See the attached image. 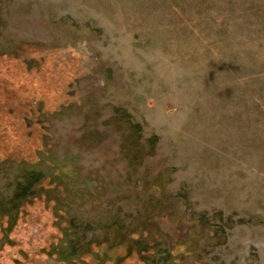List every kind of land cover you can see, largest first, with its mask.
Listing matches in <instances>:
<instances>
[{
    "label": "rangeland",
    "instance_id": "1",
    "mask_svg": "<svg viewBox=\"0 0 264 264\" xmlns=\"http://www.w3.org/2000/svg\"><path fill=\"white\" fill-rule=\"evenodd\" d=\"M0 264H264V0H0Z\"/></svg>",
    "mask_w": 264,
    "mask_h": 264
},
{
    "label": "trees",
    "instance_id": "2",
    "mask_svg": "<svg viewBox=\"0 0 264 264\" xmlns=\"http://www.w3.org/2000/svg\"><path fill=\"white\" fill-rule=\"evenodd\" d=\"M29 188V187H28ZM27 192H29V191H26L25 189L24 190H21V189H19V190H15V194H17V195H21V194H26V196L28 195V193ZM29 196V195H28ZM25 199V201L27 200V197H25L24 198ZM16 217V215H11V217H9V216H5L4 217V221H12V222H15L16 221V219H14Z\"/></svg>",
    "mask_w": 264,
    "mask_h": 264
}]
</instances>
